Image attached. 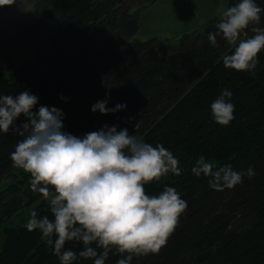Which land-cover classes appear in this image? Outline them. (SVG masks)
I'll use <instances>...</instances> for the list:
<instances>
[{
  "label": "trees",
  "instance_id": "trees-1",
  "mask_svg": "<svg viewBox=\"0 0 264 264\" xmlns=\"http://www.w3.org/2000/svg\"><path fill=\"white\" fill-rule=\"evenodd\" d=\"M146 1L35 0L29 19L18 26L26 50L0 51V93L30 90L38 104L63 110L64 128L73 134L115 123L153 145L162 143L178 158L180 175L168 173L145 190L155 194L165 183L174 186L187 208L159 253L134 257L131 264H264V48L253 74L223 66L222 56L232 49L222 37L216 46L209 43L219 18L158 46L156 38H135ZM234 3L228 0L226 7ZM257 3L264 7V0ZM8 5H0V13ZM222 88L232 91L226 99L235 105L227 126L210 114ZM106 91L108 107L123 102L125 109L90 111ZM25 119L21 115L17 124ZM19 139L11 131L0 133V264H59L39 230L5 224L32 204L38 217L51 218L47 202L28 188L29 174L12 165L9 153ZM200 155L217 167L251 165L255 175L232 189H212L207 177L191 172ZM82 247L65 242L77 253ZM117 258L110 255L106 264ZM74 264L91 260L78 257Z\"/></svg>",
  "mask_w": 264,
  "mask_h": 264
},
{
  "label": "clouds",
  "instance_id": "clouds-1",
  "mask_svg": "<svg viewBox=\"0 0 264 264\" xmlns=\"http://www.w3.org/2000/svg\"><path fill=\"white\" fill-rule=\"evenodd\" d=\"M13 0H0V5ZM264 7L257 0H236L227 6L208 33L217 45L222 37L232 49L222 56L225 68L253 73L264 48ZM245 30L252 33L245 38ZM233 93L222 88L210 103L214 122L227 126L234 119ZM109 93L90 105L101 114L123 110L126 104L108 107ZM61 99H67L62 94ZM38 95L25 89L13 95L0 93V133L9 131L22 137L9 157L14 167L29 174L28 188L47 202L49 215L37 216L35 209L23 225L39 230L41 239L51 246L59 264H74L78 257L91 264H106L110 255L115 264H131L134 257L159 253L175 230L187 201L174 186L149 194L145 186L172 173L180 175L178 158L163 146L130 134L126 127L104 123L100 128L76 135L64 128L65 113L56 106L38 104ZM23 115L26 119L17 124ZM137 127V123L134 128ZM193 175L207 177L215 190L232 189L252 178L251 165L234 170L231 164L217 167L204 155L191 167ZM66 241L80 242L77 253L65 248ZM95 245L93 247L92 245ZM99 249V251H98Z\"/></svg>",
  "mask_w": 264,
  "mask_h": 264
},
{
  "label": "rangeland",
  "instance_id": "rangeland-1",
  "mask_svg": "<svg viewBox=\"0 0 264 264\" xmlns=\"http://www.w3.org/2000/svg\"><path fill=\"white\" fill-rule=\"evenodd\" d=\"M35 0H13L0 13V51L7 55L11 51L23 53L26 36L18 31L19 23L27 21ZM228 0H154L146 1L139 10V31L134 36L142 40L156 38L155 45L163 39H173L183 32L201 30L212 18H220ZM21 26V25H20ZM13 47V48H11ZM11 48V49H10ZM4 178V181H8ZM32 205L14 213L6 225L25 223Z\"/></svg>",
  "mask_w": 264,
  "mask_h": 264
}]
</instances>
